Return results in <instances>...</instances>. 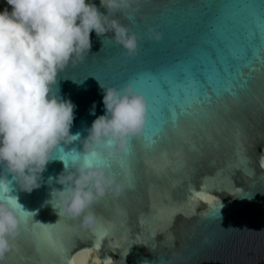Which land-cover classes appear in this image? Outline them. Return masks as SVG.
<instances>
[{"label": "water", "instance_id": "water-1", "mask_svg": "<svg viewBox=\"0 0 264 264\" xmlns=\"http://www.w3.org/2000/svg\"><path fill=\"white\" fill-rule=\"evenodd\" d=\"M91 3L106 14L100 0ZM226 4L233 7L222 18ZM135 7L109 14L139 35L135 55L114 33L93 30L89 53L58 76L59 95L75 105L70 132L80 137L61 142L64 153L82 152L93 120L105 112L97 79L117 88L132 81L151 97L149 129L109 160L125 191L93 204L90 231L50 202L64 187L62 160H51L30 192L0 166V196L9 185L7 195L29 213V232L13 241L18 251L4 264H264L261 0H139ZM150 27L162 39H149ZM33 221L41 227L33 230Z\"/></svg>", "mask_w": 264, "mask_h": 264}, {"label": "clouds", "instance_id": "clouds-1", "mask_svg": "<svg viewBox=\"0 0 264 264\" xmlns=\"http://www.w3.org/2000/svg\"><path fill=\"white\" fill-rule=\"evenodd\" d=\"M138 3L100 0L104 14L91 0H7L10 8L0 10V166L30 192L40 186L48 163L62 160L64 172L58 182L64 187L52 192L50 202L59 216L78 218L90 231L97 225L93 204L105 196L120 197L126 188L103 161L123 156L130 138L141 136L148 101L132 81L117 88L105 87L97 79L105 112L93 120L82 141L83 151L64 153L61 142L80 137L70 132L75 105L59 95L58 76L89 53L93 30L98 37L114 33L115 43L135 55L139 35L109 14L139 11ZM147 37L159 41L162 33L150 27ZM90 112L95 114V104ZM12 199L18 204L14 197L0 196V264L21 231Z\"/></svg>", "mask_w": 264, "mask_h": 264}, {"label": "snow or ice", "instance_id": "snow-or-ice-1", "mask_svg": "<svg viewBox=\"0 0 264 264\" xmlns=\"http://www.w3.org/2000/svg\"><path fill=\"white\" fill-rule=\"evenodd\" d=\"M232 7H233L232 5H228V4H226V5L224 6V10H223L222 18H226V17L228 16V14L230 13ZM252 7H253V6H251V5H247V4L245 5V8H252ZM258 24H259V27H260V31H261L262 37H264V0H261V11H260V13H259ZM205 99H206V100H210V97L205 96ZM147 101H148V104L150 103V101H152V99H151L150 96L147 97ZM152 115H153V112L151 113V116H150V113H149V110H148V111H147V119H146V122H145V125H144L145 132H147V130L149 129V127H150V125H151V123H150V119H152ZM175 118H176L175 113H173V119L175 120ZM133 138H134V137H133ZM133 138H130V141H131V139H133ZM130 141H129V142H130ZM69 155H71V154H69ZM65 159H67V157H65ZM103 163H104V165H105L106 167H111V165H110V163H109V160H107V161H103ZM125 179L127 180V177H126V176H125ZM9 190H10V189H9V185H4V186H3V195L7 197V196H8L7 193L9 192ZM201 198H203V196H202ZM208 199L211 200V199H213V198H212V197H208ZM10 202L13 203V206L17 208V211L20 213V216H23V217H24L23 227H21L20 234L17 236V237H19L20 235L29 232V224H28V220H27V217H28L29 213L26 212L25 210H23V208H22L20 205L16 204L14 199H12ZM40 227H41L40 225H37V224L33 221V224H32V228H33V230L38 229V228H40ZM42 231H44L45 233L48 232L47 229H42ZM102 232H103V229H98V230H97V233H98V234H100V233H102ZM17 237L15 238V240L17 239ZM53 247H54V248H57V249L60 248L59 245H53ZM99 247H100V245L97 244V245H95V247H94L93 249H89V250H88L89 254H91L92 251H95V250L98 249ZM17 251H18V246H17L16 244H13V249H12V251H11L10 253H12V252H17ZM10 253H9V254H10ZM73 264H78V262H77L75 259H73Z\"/></svg>", "mask_w": 264, "mask_h": 264}]
</instances>
